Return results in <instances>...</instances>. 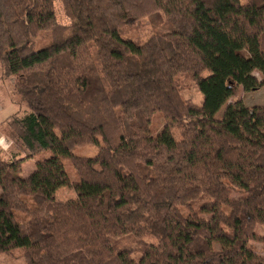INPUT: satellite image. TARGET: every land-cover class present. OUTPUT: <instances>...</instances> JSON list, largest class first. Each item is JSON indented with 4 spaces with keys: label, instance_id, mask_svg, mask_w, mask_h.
Returning a JSON list of instances; mask_svg holds the SVG:
<instances>
[{
    "label": "trees",
    "instance_id": "16d2710c",
    "mask_svg": "<svg viewBox=\"0 0 264 264\" xmlns=\"http://www.w3.org/2000/svg\"><path fill=\"white\" fill-rule=\"evenodd\" d=\"M55 1L0 0V64L27 109L8 118L23 156L0 155V255L264 264V105L227 103L264 86V0H58L68 25ZM144 18L145 41L124 35Z\"/></svg>",
    "mask_w": 264,
    "mask_h": 264
},
{
    "label": "rangeland",
    "instance_id": "374dc122",
    "mask_svg": "<svg viewBox=\"0 0 264 264\" xmlns=\"http://www.w3.org/2000/svg\"><path fill=\"white\" fill-rule=\"evenodd\" d=\"M244 1V0H241ZM54 9L56 14V21L62 25L70 23L69 18L66 16L60 1L54 2ZM154 30L152 29L148 19L144 18L136 22L124 32L125 36L131 37L139 42L145 41ZM49 36L47 33H42L38 38V44H44L48 41ZM254 75L259 78V74L254 72ZM181 97L188 102L200 103L202 96L194 84L189 80L181 82ZM240 101L243 105L251 107L257 105H264V86L253 91L245 92L241 88L235 96L230 97L227 103H235ZM225 109V105L216 113V117H221ZM27 111L21 98L16 94L13 86V78L3 74L0 64V155L4 159H10L13 156H23L13 142L9 138L8 118L11 115H22ZM163 126V119L156 117L153 120L152 132L156 133L161 130ZM97 146L92 144H85L76 146L73 153L77 155L93 156L97 152ZM36 159L28 160L24 163L22 174L27 175L32 172ZM66 168L69 171L71 180L75 181L76 176L73 174L69 163H66ZM235 197L236 195L233 194ZM75 194L68 188H60L56 191V198L59 200H67L74 198ZM256 232L264 236V227L256 226ZM250 247L258 254L264 255V247L261 242L252 241ZM19 251H14L11 255H0V264H23L19 259Z\"/></svg>",
    "mask_w": 264,
    "mask_h": 264
}]
</instances>
